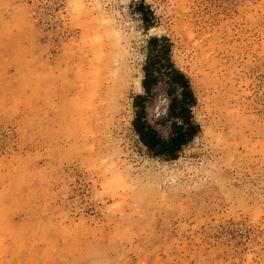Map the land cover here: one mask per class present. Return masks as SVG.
Segmentation results:
<instances>
[{
  "label": "rangeland",
  "instance_id": "obj_1",
  "mask_svg": "<svg viewBox=\"0 0 264 264\" xmlns=\"http://www.w3.org/2000/svg\"><path fill=\"white\" fill-rule=\"evenodd\" d=\"M163 36L199 126L176 159L133 125L139 111L168 137L181 121L166 74L138 86ZM0 251L264 264V0H0Z\"/></svg>",
  "mask_w": 264,
  "mask_h": 264
},
{
  "label": "trees",
  "instance_id": "obj_2",
  "mask_svg": "<svg viewBox=\"0 0 264 264\" xmlns=\"http://www.w3.org/2000/svg\"><path fill=\"white\" fill-rule=\"evenodd\" d=\"M143 69V87L147 94L151 93L159 75H167L169 112L172 117L181 121L175 123L169 136L165 137L138 111L133 122L134 129L141 142L154 156L176 159L182 148L197 134L199 126L192 122L190 109L195 104V96L190 80L172 61L168 37H152L149 40L147 62ZM174 92H178V96H174ZM144 97L138 96L137 102Z\"/></svg>",
  "mask_w": 264,
  "mask_h": 264
},
{
  "label": "clouds",
  "instance_id": "obj_3",
  "mask_svg": "<svg viewBox=\"0 0 264 264\" xmlns=\"http://www.w3.org/2000/svg\"><path fill=\"white\" fill-rule=\"evenodd\" d=\"M3 254V252L2 251H0V255H2ZM3 264H10V261L9 260H7V259H5L4 261H3Z\"/></svg>",
  "mask_w": 264,
  "mask_h": 264
},
{
  "label": "bare ground",
  "instance_id": "obj_4",
  "mask_svg": "<svg viewBox=\"0 0 264 264\" xmlns=\"http://www.w3.org/2000/svg\"><path fill=\"white\" fill-rule=\"evenodd\" d=\"M119 79V78H118ZM119 81H120V79H119ZM120 83V82H119ZM138 86H139V88H142L143 87V85H142V82L140 83V82H138Z\"/></svg>",
  "mask_w": 264,
  "mask_h": 264
}]
</instances>
